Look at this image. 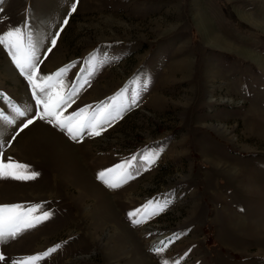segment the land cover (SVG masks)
<instances>
[{"label":"rangeland","instance_id":"1","mask_svg":"<svg viewBox=\"0 0 264 264\" xmlns=\"http://www.w3.org/2000/svg\"><path fill=\"white\" fill-rule=\"evenodd\" d=\"M225 1L255 31L233 25L219 0H78L70 16L75 0H0V33L31 34L38 74L75 64L70 84L92 56L107 61L63 115L124 101L99 136L73 140L39 118L21 131L38 106L0 46L2 158L39 173L0 178V205L52 213L0 243L6 264L57 245L36 264H264V0ZM146 152L159 156L148 164ZM134 156L120 187L97 179ZM148 201L167 206L134 226L128 213Z\"/></svg>","mask_w":264,"mask_h":264},{"label":"snow or ice","instance_id":"2","mask_svg":"<svg viewBox=\"0 0 264 264\" xmlns=\"http://www.w3.org/2000/svg\"><path fill=\"white\" fill-rule=\"evenodd\" d=\"M77 3L78 0H75L71 4L68 16L77 10ZM67 23L68 18L65 17L63 25H67ZM62 30L63 28L61 27L60 31ZM59 35V31L55 33V37H59ZM56 43L57 39L53 38L51 45L55 47ZM0 46L7 52L20 75L27 80L35 104L38 106L36 108L37 115L23 122L21 131L23 128H27L33 124L36 118H39L46 119L54 127H58L61 131L66 132L69 138L73 140H78L85 131L90 136H99L106 130L104 126L110 125V122L120 117L124 111V101L121 93L111 98V104L101 102V105L95 111L90 110L91 106H85L72 112L70 115H63V109L71 106V103L74 102L73 97L79 94L85 84L90 82V78L95 74L97 68L106 63V60L97 61L96 57L92 56L87 61L89 65L87 75L80 77L78 73L77 79L67 84L64 77L72 67H75V64L65 65L52 74H38V64L42 63V61L38 62L36 60V53L31 42V34H28L26 41L25 32L21 27L11 28L0 33ZM47 51L51 52L52 48H48ZM146 87L147 84H145ZM136 100L137 96H133L131 104L134 105ZM39 106L43 108L42 113ZM14 110L20 117L27 115L25 111H20L18 108ZM8 122L12 123V121ZM12 139H15V137H12ZM2 147L3 145H0V148ZM3 155L4 153L0 151V178L11 177L16 180H31L39 175L35 171H30L28 165L13 161L11 157H8L7 161H5L2 158ZM158 156V152H146L139 159L152 164ZM137 159L134 156L131 160L124 161L113 168L102 170L97 174V179L101 180L109 188L120 187L122 183H126L129 179L134 178L131 169L133 161ZM116 173H118V176L116 179H113L112 174ZM166 206L167 201L163 204L156 201H148L141 209L129 212L128 217L134 226L139 225L152 216L158 215ZM51 215L52 213L43 210L40 204L28 207L20 204L0 205V243L8 239H15L22 232L35 228L40 223L48 220ZM170 243H172V238H169L167 242L160 241L157 246H154L150 250L159 255ZM58 247L59 245L43 253L14 260L12 264H36L37 261L55 252ZM0 261L6 264V258L2 254H0ZM162 264H168V262L163 261Z\"/></svg>","mask_w":264,"mask_h":264},{"label":"trees","instance_id":"3","mask_svg":"<svg viewBox=\"0 0 264 264\" xmlns=\"http://www.w3.org/2000/svg\"><path fill=\"white\" fill-rule=\"evenodd\" d=\"M220 1V6L222 8V11L225 15V17L235 26H237L241 30H249V31H255L250 25L246 24L245 22L241 21L234 11L231 8V5L226 2L225 0H219ZM263 38V36H261ZM224 60L225 61H231L234 59V56L228 55V54H223Z\"/></svg>","mask_w":264,"mask_h":264},{"label":"bare ground","instance_id":"4","mask_svg":"<svg viewBox=\"0 0 264 264\" xmlns=\"http://www.w3.org/2000/svg\"><path fill=\"white\" fill-rule=\"evenodd\" d=\"M46 137V136H45ZM46 139V138H45Z\"/></svg>","mask_w":264,"mask_h":264}]
</instances>
